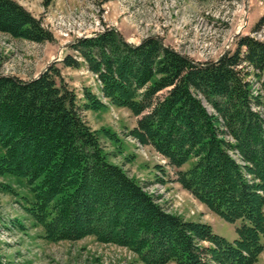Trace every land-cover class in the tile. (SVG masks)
<instances>
[{
    "label": "trees",
    "instance_id": "16d2710c",
    "mask_svg": "<svg viewBox=\"0 0 264 264\" xmlns=\"http://www.w3.org/2000/svg\"><path fill=\"white\" fill-rule=\"evenodd\" d=\"M0 31L55 40L17 0H0ZM71 49L62 64L79 68L82 58L103 96L139 117L130 134L177 167L176 180L199 201L239 221L238 236L230 241L208 223L167 212L110 162L83 115L104 101L88 87L81 99L53 64L37 78L0 75V175L27 180V209L46 237L95 236L128 247L143 264H254L264 251V40L244 35L235 50L196 61L161 37L133 44L106 28Z\"/></svg>",
    "mask_w": 264,
    "mask_h": 264
},
{
    "label": "rangeland",
    "instance_id": "374dc122",
    "mask_svg": "<svg viewBox=\"0 0 264 264\" xmlns=\"http://www.w3.org/2000/svg\"><path fill=\"white\" fill-rule=\"evenodd\" d=\"M17 1L42 19L55 40L36 42L0 31V75L37 78L56 64L81 99L88 87L104 101V107L85 110L83 115L97 131L110 162L141 183L167 212L208 223L230 241L237 238L239 221L227 222L199 201L176 180L177 167L153 146L130 134L139 117L103 96L101 82L84 60L80 58L83 64L79 68L66 67L61 60L74 53L71 45L77 39L96 36L106 28L117 29L133 44L148 36H158L196 61L215 60L225 51L235 50L241 36L264 40V0ZM248 79L255 91L259 89L258 77L251 75ZM202 99L213 113L214 109ZM230 153L244 164L237 152ZM192 161L181 169H187ZM32 199L26 179L0 175V263L143 264L128 247L101 242L95 236L79 240L48 239L44 228L27 209ZM254 264H264V251Z\"/></svg>",
    "mask_w": 264,
    "mask_h": 264
}]
</instances>
